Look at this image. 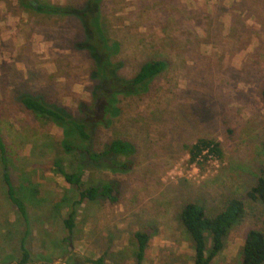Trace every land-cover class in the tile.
I'll use <instances>...</instances> for the list:
<instances>
[{
	"label": "rangeland",
	"instance_id": "1",
	"mask_svg": "<svg viewBox=\"0 0 264 264\" xmlns=\"http://www.w3.org/2000/svg\"><path fill=\"white\" fill-rule=\"evenodd\" d=\"M72 6L86 0H29ZM101 21L119 44L116 75L131 80L150 59L166 68L136 95H118L119 115L95 126L89 140L101 152L114 139L134 153L127 172L88 166L62 146V130L21 105L39 97L76 121L94 104L102 85L90 52L79 48L80 20L44 15L19 0H0V134L9 154L7 172L24 201L27 222L6 196L0 166V264H18L24 239L27 264H136L135 233H147L141 264H193L194 250L178 216L187 203L220 213L230 199L245 214L224 238L210 264H240L249 230L264 232V206L246 194L264 171V0H103ZM97 101L101 105L105 96ZM96 103V105H97ZM98 111L93 117H99ZM91 117V115H90ZM199 139L218 142L221 159L189 162ZM78 173L68 185L55 163ZM115 181L118 202L85 201L89 184ZM73 212L74 227L64 222ZM211 248L206 234V250Z\"/></svg>",
	"mask_w": 264,
	"mask_h": 264
},
{
	"label": "trees",
	"instance_id": "2",
	"mask_svg": "<svg viewBox=\"0 0 264 264\" xmlns=\"http://www.w3.org/2000/svg\"><path fill=\"white\" fill-rule=\"evenodd\" d=\"M23 8L35 10L44 15H58L60 17H77L83 27L85 39L78 45L87 50L94 61L92 76L101 82L102 92L105 96L98 106V96L93 105L81 107L87 113V119L76 121L64 110L48 105L39 97L23 95L19 98L21 105L38 120H48L60 128L63 133L62 148L68 153H81L88 166L98 170H110L111 172H127L130 164L123 160L128 159L134 153V147L128 141L120 139L112 140L101 152H93L89 140L92 128L95 126H109L110 121L116 118L120 111L117 107L118 95H136L147 91L148 85L165 68L166 63L159 59H150L143 63L136 75L129 81H124L116 75L117 64L113 63V57L119 53V44L111 41L105 32L101 21V4L103 0H86L84 8L78 10L72 6H60L41 4L33 7L29 0H19ZM261 99L264 104V87L261 91ZM97 103V105H96ZM100 112L99 117H93ZM91 115V117H90ZM0 134V166L1 177L5 187L8 201L14 205L20 218L27 222V212L24 201L15 191L7 172L9 154ZM205 152V154H204ZM189 162L197 163L200 158L204 163L211 156L221 159L220 144L210 139H199L188 149ZM57 171L64 181L80 188L83 185L82 177L78 173L65 172L58 162L55 163ZM119 185L115 181L100 184H89L78 194L79 205L85 201L93 202L98 199L107 200L111 204L118 202ZM247 199L256 201L264 206V171L262 170L255 184L246 194ZM245 214L244 203L239 199H230L223 210L215 216H209L203 206L197 203H187L182 207L178 219L181 226L188 234L194 250L193 264H210L224 247V238L232 226L236 225ZM69 232L74 227L73 212L64 222ZM206 234L210 236L211 248L206 250ZM134 240L137 245L135 253L136 264H141L143 255L149 241V235L145 232L135 233ZM21 258L18 264H27L30 253L26 249L24 239L19 246ZM240 264H264V232L249 230L243 240L240 252ZM96 264H103L102 258Z\"/></svg>",
	"mask_w": 264,
	"mask_h": 264
},
{
	"label": "built area",
	"instance_id": "3",
	"mask_svg": "<svg viewBox=\"0 0 264 264\" xmlns=\"http://www.w3.org/2000/svg\"><path fill=\"white\" fill-rule=\"evenodd\" d=\"M204 154H205V152H204ZM209 159L211 160V159H213V157L210 156V157L208 158V160H209ZM200 160H201V158H200Z\"/></svg>",
	"mask_w": 264,
	"mask_h": 264
}]
</instances>
